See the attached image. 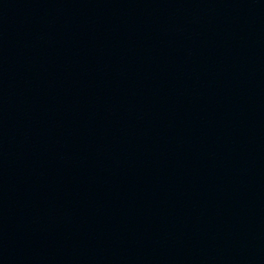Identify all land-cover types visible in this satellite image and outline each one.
<instances>
[{
  "label": "water",
  "instance_id": "obj_1",
  "mask_svg": "<svg viewBox=\"0 0 264 264\" xmlns=\"http://www.w3.org/2000/svg\"><path fill=\"white\" fill-rule=\"evenodd\" d=\"M0 264H264V0H0Z\"/></svg>",
  "mask_w": 264,
  "mask_h": 264
}]
</instances>
